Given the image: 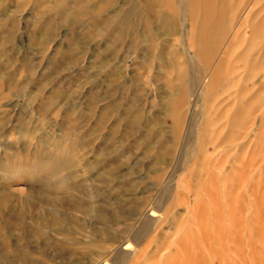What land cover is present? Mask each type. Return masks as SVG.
I'll use <instances>...</instances> for the list:
<instances>
[{"label":"rangeland","instance_id":"1","mask_svg":"<svg viewBox=\"0 0 264 264\" xmlns=\"http://www.w3.org/2000/svg\"><path fill=\"white\" fill-rule=\"evenodd\" d=\"M107 262L264 264V0H0V264Z\"/></svg>","mask_w":264,"mask_h":264},{"label":"bare ground","instance_id":"2","mask_svg":"<svg viewBox=\"0 0 264 264\" xmlns=\"http://www.w3.org/2000/svg\"><path fill=\"white\" fill-rule=\"evenodd\" d=\"M211 2H212V1H211ZM105 264H111V263L107 262V263H105ZM180 264H182V263H180Z\"/></svg>","mask_w":264,"mask_h":264}]
</instances>
